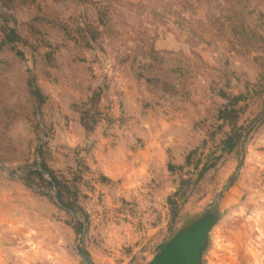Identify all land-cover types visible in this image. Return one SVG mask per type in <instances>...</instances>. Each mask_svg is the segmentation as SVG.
<instances>
[{"label": "rangeland", "instance_id": "obj_1", "mask_svg": "<svg viewBox=\"0 0 264 264\" xmlns=\"http://www.w3.org/2000/svg\"><path fill=\"white\" fill-rule=\"evenodd\" d=\"M264 264V0H0V264Z\"/></svg>", "mask_w": 264, "mask_h": 264}, {"label": "water", "instance_id": "obj_2", "mask_svg": "<svg viewBox=\"0 0 264 264\" xmlns=\"http://www.w3.org/2000/svg\"><path fill=\"white\" fill-rule=\"evenodd\" d=\"M207 231L208 227L203 226L191 234L184 235L153 264H198L199 253L204 244ZM85 258L89 264H95L89 256H85Z\"/></svg>", "mask_w": 264, "mask_h": 264}]
</instances>
